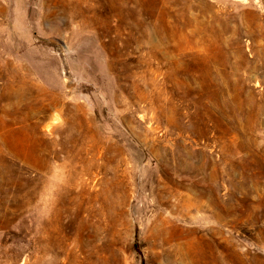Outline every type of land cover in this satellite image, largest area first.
I'll return each mask as SVG.
<instances>
[{"label":"rangeland","instance_id":"obj_1","mask_svg":"<svg viewBox=\"0 0 264 264\" xmlns=\"http://www.w3.org/2000/svg\"><path fill=\"white\" fill-rule=\"evenodd\" d=\"M0 264H264V0H0Z\"/></svg>","mask_w":264,"mask_h":264}]
</instances>
